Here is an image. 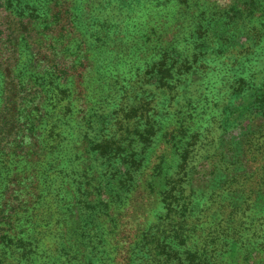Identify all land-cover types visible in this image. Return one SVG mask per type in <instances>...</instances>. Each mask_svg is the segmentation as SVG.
Masks as SVG:
<instances>
[{
    "label": "rangeland",
    "instance_id": "1",
    "mask_svg": "<svg viewBox=\"0 0 264 264\" xmlns=\"http://www.w3.org/2000/svg\"><path fill=\"white\" fill-rule=\"evenodd\" d=\"M182 101L196 106L194 132L174 146ZM17 127L24 152L41 140L69 176L101 139L121 170L141 135L133 159L147 172L194 166V206L240 205L251 187L264 219V0H0V150Z\"/></svg>",
    "mask_w": 264,
    "mask_h": 264
},
{
    "label": "trees",
    "instance_id": "2",
    "mask_svg": "<svg viewBox=\"0 0 264 264\" xmlns=\"http://www.w3.org/2000/svg\"><path fill=\"white\" fill-rule=\"evenodd\" d=\"M31 97L18 106L23 116ZM194 108L189 101L176 103L175 128L165 135L174 146L193 136ZM120 109L129 118L132 110L138 118L151 115L142 106ZM100 128L95 124L92 131ZM8 137L0 153L25 166H0V264H264V219L250 208L251 187L242 191L240 205L227 197L213 210L210 197L193 204L188 175L194 166H154L149 172L138 166L131 144L141 135L129 141L121 170L101 139L95 157L85 156L88 166L70 176L41 140L36 150L24 152L18 127ZM179 146L182 152L189 147ZM47 156V167L33 159Z\"/></svg>",
    "mask_w": 264,
    "mask_h": 264
}]
</instances>
